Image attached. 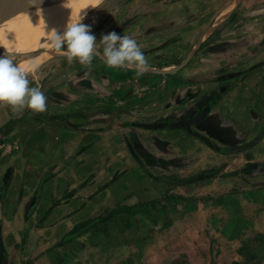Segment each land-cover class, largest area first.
I'll return each instance as SVG.
<instances>
[{
  "label": "rangeland",
  "instance_id": "374dc122",
  "mask_svg": "<svg viewBox=\"0 0 264 264\" xmlns=\"http://www.w3.org/2000/svg\"><path fill=\"white\" fill-rule=\"evenodd\" d=\"M124 9L120 6L113 13ZM112 17L103 20L104 28L131 36L142 48L155 46L164 38H168L167 44L178 43L182 38L179 29L185 27L179 22L171 24L168 30L172 33L165 35L155 30L165 25L162 20L153 25L155 34L132 35L127 28L132 23L118 24ZM201 21L203 17L191 26ZM32 46L27 43L24 48ZM38 53H48L49 58L29 72L28 79L30 86H38L47 97L46 111L17 108L23 115L12 118L13 124L0 131V140H12V146L2 145L0 155L18 154L21 147L14 141L19 143L23 135V169L29 176L23 178V204L35 206L24 210L26 218L38 205L45 208L39 221L36 216L39 223L23 226V245L15 246L10 259L16 262L23 247V264L53 249L58 251L53 255L55 264H264V145L233 151L259 134L264 115L258 111L247 124L248 116L243 113L226 117L216 113L207 122L227 121L222 140L213 136L221 135L219 132L202 130V121L193 125L195 132L214 143L212 148L189 130L171 127L194 118L201 109V103L183 99L178 89L174 93L172 89L166 93L149 90V94L143 90V81L136 83L129 77L132 70L110 68L99 55L86 68L76 60L69 63L48 47L32 52ZM26 55L13 59L18 62ZM160 88L165 92L169 86ZM162 111L166 115H159ZM21 119L23 133L16 128ZM39 124H45L41 131L34 129ZM51 125L62 129L61 136L51 134L47 127ZM85 131L94 137L91 143H84ZM99 131L107 134L96 135ZM58 136L56 145H37V137L57 140ZM34 155L39 161H33ZM251 159L256 161L251 163ZM202 172L209 177L196 180ZM173 178L181 183L171 182ZM157 181L165 184L157 185ZM0 188L3 199L1 179ZM101 190L106 191L105 196L97 195ZM246 192L252 195L246 196ZM59 205L68 206L58 211L69 219L67 224L59 220L44 225L46 215ZM236 211L252 223L228 227L235 222ZM95 217L105 220L68 241L66 235L79 223ZM0 226L3 228L2 217ZM30 235L49 246L25 252Z\"/></svg>",
  "mask_w": 264,
  "mask_h": 264
},
{
  "label": "crops",
  "instance_id": "0c3cea01",
  "mask_svg": "<svg viewBox=\"0 0 264 264\" xmlns=\"http://www.w3.org/2000/svg\"><path fill=\"white\" fill-rule=\"evenodd\" d=\"M120 6L126 9L113 13ZM108 15H114L112 18L118 24L132 23L127 27L132 35L146 31H152L155 34V30L158 32L162 30V33L166 35L171 32L168 30L171 24L177 22L180 25L185 24L183 29H179L182 38L179 39V42L177 41L178 43L167 44L169 40L164 38L162 42L147 48H142L140 46L142 44H139L151 70L142 77H136L132 70L133 73L129 77L136 83L143 81V90L149 94V90L151 93L153 91L166 93L172 89L174 93L178 89V94H181L183 99L191 98V100L195 99L197 103H201V109L196 115L209 107V112L201 122L203 123L202 130L211 128L221 135L226 134L228 131L227 121L223 123L221 120V124L214 125L208 123L212 117L215 118L216 113L222 117H226L228 114L241 116L243 113L248 116L247 124L250 122V117L255 113L258 114V111L264 115V0H105L95 14H90L89 17L85 16L83 23L92 24V31L100 38L101 33L109 31L103 25V20L108 18ZM199 17H203V21L196 24L195 27L191 26V22L196 21ZM162 20H165V25L159 27L163 29L157 27L152 30L153 25L161 23ZM98 22L99 28L97 27ZM41 54H27L18 62L24 64L35 55ZM173 82L179 85H173ZM165 86H169V88H165L164 92V89L160 87ZM21 111L17 108L13 110L7 104L0 106V131L13 124L12 118L18 119L16 117L23 115V111L21 114L19 113ZM159 115L166 114L162 111ZM44 127L45 124H39L34 129L39 128L38 130L41 131ZM47 127L51 130L52 135L56 133L61 136L62 133L60 134L59 131L62 129L60 127L54 125ZM16 128L20 133H23V119L16 123ZM84 128L87 129L86 126ZM87 132L85 131L84 135ZM97 133L99 134L96 135L101 137L107 134L103 131ZM68 136L70 137L69 134ZM58 138L59 136L57 140L37 137V145L47 146L48 142L51 145H56L59 141ZM93 139L92 134L86 135L84 143L88 141L91 143ZM263 139L264 137L256 145L262 147ZM19 141V143L18 140L14 141L16 146L21 147L18 154L0 155V179L5 189L4 195L2 194L3 199L0 198V217L3 218V228L0 226V241L5 248V254L0 250V261L2 258L0 264H3L6 258L8 259L7 264H23V247L16 262L8 255L17 244L23 245V226L36 225L37 214L39 221L45 208V205L42 207L38 205L37 210L32 214L29 213V218H26L24 210L29 207L32 209L35 206L28 205V202L23 204V178L28 179L29 176L28 172H24L23 169V135ZM234 141L236 142V140ZM2 145L11 147L12 140H0V149ZM241 145L244 144L234 147L233 151L240 152L241 150L237 151L235 148ZM208 146L215 145L212 143ZM102 159L107 160V157L103 156ZM34 160L39 161L38 155H34ZM254 161L256 160H249L251 163ZM98 178L103 179L102 174H99ZM157 182V185L165 184V182ZM85 190L86 187L82 189L83 194H85ZM102 191L97 195L105 196L106 191L105 193ZM248 194L252 195L248 192L245 193L246 196ZM65 207L68 206L59 205L51 209V214L46 215L43 224L48 226L54 221L61 220L58 223L64 225L69 219H64V216L59 215L58 211ZM240 215L241 212L236 211L235 222L228 223V227H244L252 223V221L241 219ZM38 221L37 223H39ZM46 246L49 245L45 240L35 239L30 235L25 241V252L30 253L29 251L36 247ZM56 253H58L57 249H53L51 253L40 257L36 255L37 258L26 264H55L53 255Z\"/></svg>",
  "mask_w": 264,
  "mask_h": 264
},
{
  "label": "clouds",
  "instance_id": "9594fccd",
  "mask_svg": "<svg viewBox=\"0 0 264 264\" xmlns=\"http://www.w3.org/2000/svg\"><path fill=\"white\" fill-rule=\"evenodd\" d=\"M85 16L68 22L62 32L56 29L47 31L48 48L66 57L69 63L76 60L86 68H91L94 57L99 55L108 67L133 70L136 77H142L151 70L134 38L112 30L101 33L98 39L92 31V24L82 22ZM14 55L7 49L0 53V103L11 106L13 110L27 108L43 113L47 108V97L38 86H30L28 79L29 72L35 71L38 65L34 61L20 64L13 59Z\"/></svg>",
  "mask_w": 264,
  "mask_h": 264
},
{
  "label": "bare ground",
  "instance_id": "6f19581e",
  "mask_svg": "<svg viewBox=\"0 0 264 264\" xmlns=\"http://www.w3.org/2000/svg\"><path fill=\"white\" fill-rule=\"evenodd\" d=\"M102 2L35 0L33 3V0H0V50L28 51L48 47L45 39L47 31L56 29L62 32L68 22L81 20L82 15L90 14ZM27 43L33 44V47L24 48ZM35 56L24 64L34 61L40 67L49 58L48 53Z\"/></svg>",
  "mask_w": 264,
  "mask_h": 264
},
{
  "label": "water",
  "instance_id": "95a60500",
  "mask_svg": "<svg viewBox=\"0 0 264 264\" xmlns=\"http://www.w3.org/2000/svg\"><path fill=\"white\" fill-rule=\"evenodd\" d=\"M33 51L34 50H28V51H11V52H13V54H15L14 56H16V55L30 54ZM2 52L3 51H0V53H2ZM209 109H210L209 107L206 108L204 111H202L200 114L196 115L192 119H184V120H180L178 122H175V123H173L171 125V127H173V128H185V129L189 130L192 134H195V135L199 136L200 138H202L203 140H206V142H208L209 144H212L211 141L207 137H205V136H203V135L195 132L192 129V126L193 125L199 124V122H201L203 120V118L209 112ZM142 126L145 127V128H155L154 125H142ZM263 137H264V128L250 142H248V143H246L244 145H241L240 147L235 148V150L239 151V150L249 149V148L253 147L254 145H256L258 142H260ZM7 262H8V259L6 258L3 261V264H7Z\"/></svg>",
  "mask_w": 264,
  "mask_h": 264
},
{
  "label": "trees",
  "instance_id": "16d2710c",
  "mask_svg": "<svg viewBox=\"0 0 264 264\" xmlns=\"http://www.w3.org/2000/svg\"><path fill=\"white\" fill-rule=\"evenodd\" d=\"M209 130V129H208ZM210 132V131H209ZM214 137L220 138L222 140V135L217 136V134H213ZM203 175L197 176V179H205L207 177H209V175H207L206 173L202 172ZM173 183H177V182H181V180H177V178H173L170 180ZM187 181V180H186ZM105 219L101 218V217H95L93 219H89V220H85L81 223H79L71 232H69L66 235V238L68 239V241H72L74 240L76 237L80 236L81 234L85 233L86 231H88L91 227H93L96 223L98 224L99 222L103 221ZM0 250L2 251V253L5 254V248L3 246V243L0 241Z\"/></svg>",
  "mask_w": 264,
  "mask_h": 264
}]
</instances>
